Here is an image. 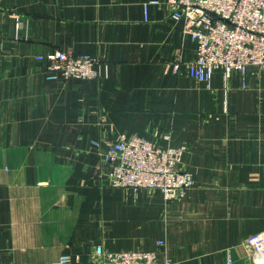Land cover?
I'll list each match as a JSON object with an SVG mask.
<instances>
[{
  "label": "crops",
  "instance_id": "1",
  "mask_svg": "<svg viewBox=\"0 0 264 264\" xmlns=\"http://www.w3.org/2000/svg\"><path fill=\"white\" fill-rule=\"evenodd\" d=\"M168 1L0 0V264H101L97 246L160 240V264H259L243 243L264 233V65L189 77L196 43ZM55 50L98 76L46 79L35 57ZM123 135L188 148L180 200L109 186L100 155Z\"/></svg>",
  "mask_w": 264,
  "mask_h": 264
},
{
  "label": "built area",
  "instance_id": "2",
  "mask_svg": "<svg viewBox=\"0 0 264 264\" xmlns=\"http://www.w3.org/2000/svg\"><path fill=\"white\" fill-rule=\"evenodd\" d=\"M150 4H157L152 1ZM170 18L184 23V32L196 43L195 57L185 62L189 77L209 87L212 74L222 69L225 75L238 72L244 76L249 67L264 65V0H169ZM44 64L46 79H95L98 61L71 51H51L35 57ZM179 71V64L173 65ZM93 145L99 147L98 142ZM188 151L184 145L158 147L139 136H121L107 143L100 161L109 167L108 182L113 188L146 189L160 193L164 202L180 200L193 185L192 175L182 168ZM245 249L264 264V233L248 237ZM163 248L164 242L157 241ZM109 252L101 246L94 255L101 264H160V250ZM53 264H71L61 255ZM163 264H173L165 259ZM225 264H235L227 255Z\"/></svg>",
  "mask_w": 264,
  "mask_h": 264
},
{
  "label": "rangeland",
  "instance_id": "3",
  "mask_svg": "<svg viewBox=\"0 0 264 264\" xmlns=\"http://www.w3.org/2000/svg\"><path fill=\"white\" fill-rule=\"evenodd\" d=\"M157 146V145H156Z\"/></svg>",
  "mask_w": 264,
  "mask_h": 264
}]
</instances>
